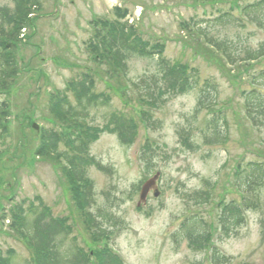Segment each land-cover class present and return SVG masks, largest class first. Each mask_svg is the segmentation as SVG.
<instances>
[{
    "label": "rangeland",
    "instance_id": "obj_1",
    "mask_svg": "<svg viewBox=\"0 0 264 264\" xmlns=\"http://www.w3.org/2000/svg\"><path fill=\"white\" fill-rule=\"evenodd\" d=\"M41 5V10L35 12L38 19L33 29L23 31V42L16 53L19 74L3 96L10 106L11 135L5 146L0 144V150L7 149L16 155L5 156L0 163V256L7 257L15 251L16 263H31V252L11 230V224L3 222V216L14 217L13 213L21 206L26 208L40 200L54 217L67 221L83 252L91 256L90 264H99L96 253L105 246L123 264H212L209 243L203 248L191 247L188 239L177 243L175 235L188 219L198 216L203 219L207 233L218 237L222 206L240 200L233 185L237 164L242 158L258 160L259 150H264V121L262 127L254 130L244 120V96L239 90L252 88L249 84L252 71L211 61L212 56L196 48L185 24L196 23L197 29L208 31L219 11L230 9L231 4L198 0H41ZM0 7L13 8L14 0H0ZM121 10L127 14L122 21L128 20L139 37L165 45L167 58L190 65L198 70L202 81L211 79L217 84V108L224 110L229 129L225 145H204L202 131L210 118L205 111L194 114L196 92L172 98L160 110L151 111L137 104L126 108L121 96L111 90L115 81L97 71L87 47L95 33V23L118 22ZM209 32L211 37L225 41L235 50L236 57L243 58L244 51L255 52L264 46V29L253 25L245 30L228 27ZM128 64L129 81L124 78V86L139 82L155 70L154 61L140 57L132 58ZM254 68L253 73L256 70L255 74L259 73L264 60ZM93 79L97 82L96 92L106 93L114 109L134 117L138 132L127 146L112 132L99 133L89 154L111 171L106 174L86 164V191L92 190L93 194L88 205L80 189L75 195V189L53 158L34 156L28 148L31 142L34 147L40 143L42 132L62 134L68 130V126L63 129L62 123L51 115L49 96L69 95L71 102H75L68 85ZM236 84L242 88L235 87ZM145 109L154 112L158 122L154 130L136 118ZM103 114L93 111L88 124L103 128L106 124ZM243 121L245 127L240 126ZM183 131L192 135L195 150L181 143ZM20 137L24 138V148L16 151L19 143L22 145ZM147 142L157 149L155 171L150 175L140 159ZM64 144L61 143L60 150ZM156 172L161 174L160 196L156 198L151 191L147 205L138 206L143 183ZM211 188L213 198L209 205L197 207L188 200V196ZM74 195L80 204L74 202ZM106 212L110 221L100 217ZM89 213L107 231L101 239L95 237ZM245 216L246 223L230 238L214 239L216 251L227 260L225 264H264V191L258 210L248 211Z\"/></svg>",
    "mask_w": 264,
    "mask_h": 264
},
{
    "label": "trees",
    "instance_id": "obj_2",
    "mask_svg": "<svg viewBox=\"0 0 264 264\" xmlns=\"http://www.w3.org/2000/svg\"><path fill=\"white\" fill-rule=\"evenodd\" d=\"M198 1L231 4L230 9L219 11V15L207 27L208 31L197 29L196 23L190 26L185 25L187 28L189 27V37L194 41L196 48L202 53L205 52L206 55L212 56L211 61L219 65L228 62L232 69L238 65L239 69L243 67L247 71H252V76L249 78L252 88L247 91H239L244 96L243 108L246 118L256 129H259L264 121V69L257 74H255L257 70L255 73L253 70L255 64L264 60V46L255 52L244 51L243 58L236 57L238 56L237 52L232 51L225 41L220 42L211 37L209 30L228 27L245 30L247 26L252 25L264 29V0ZM41 6V0H14L13 8L0 7V144L2 146L7 144L11 135L10 106L3 96L11 90L19 74L16 53L23 42V38H21L23 31L33 29V23L38 19L35 12H39ZM121 11L118 22L110 23L101 20L95 23V33L87 47L92 62L98 67L97 71L101 70L102 76L105 75L111 81H115L116 86L110 85L111 90L114 89L121 96L126 108L137 104L139 107L143 105L150 108L151 111L160 110L172 98L196 92L197 104L194 114L199 115L205 111L210 118L206 129L202 131L204 145H225L228 141L229 129L224 110L217 108L219 99L217 84L211 79L202 81L198 70L191 68L190 65L171 61L165 55V45L153 44L139 37V33L128 24V20L122 21L127 14ZM238 11H240V15H238ZM190 27H193L192 31H190ZM194 33L197 37L193 35ZM201 38H203L204 45ZM135 57L154 61L155 70L139 82H132L128 86H124L123 79L126 78L127 82L129 81L128 63ZM223 58L225 62H223ZM96 86L97 82L94 79L72 81L67 89L69 93L73 94L75 102H71L69 95H50L51 115L62 123L60 126L63 129L68 126V130L66 129L62 134H60L61 131L42 132L39 137L40 143L34 147L31 142L28 148L30 153H34V156L53 158L63 169V175L68 179L69 184L75 189V195L79 188L86 184V164L96 166L106 174L111 171L107 167L103 168L89 154L90 147L93 142L97 141L99 133L102 131L112 132L119 137L123 145L127 146L133 143L138 132L134 117L125 111L114 109L112 100L106 93H97ZM235 87L242 88L237 84ZM93 111L105 113L103 117L106 124L103 128L88 124L87 120ZM151 111L145 109L142 111L144 113L140 115V112L136 118L142 120L146 128L154 130L158 122L154 118V112ZM30 119L32 122V117ZM244 124L243 121L240 126L245 127ZM180 136L181 143L187 149L195 150L189 131H183ZM23 140L24 138L20 137L19 142H22V145L19 143V148H16V151L24 148ZM62 142L65 143V146L63 150H60ZM259 151L261 152H259L258 160L247 161L246 158H242L234 170V186L240 200H234L222 206L223 211L219 220V238L221 240L230 238L236 233L246 223L247 212L256 211L260 206V194L264 191V150ZM156 153L157 149L153 147V144L147 142L140 155L148 175L155 171ZM12 155L16 154L7 149L0 150V163L3 162L5 156L10 158ZM207 186L212 187L210 184ZM212 188L210 191L202 190L188 196V200L197 207L209 205L213 198ZM91 191L83 193L88 205L91 204L93 197ZM75 195L73 196L74 202L80 204L77 202L78 199L75 200ZM37 202L31 203L26 208L21 206V209H17L16 213H13L14 217L3 216V222L8 221L11 224V230L31 252L30 264H90L88 260L91 256L89 253L83 252L67 221L54 217L47 206L40 200ZM219 207L221 209V205ZM100 217L107 221L111 219L107 212ZM90 218H92L90 221L95 230V237L101 239L106 236L107 231L102 223L91 214ZM204 224L202 218L191 217L183 224L182 230L175 235L176 242L181 243L188 239L191 247L203 248L207 243L210 246L213 234L207 233ZM15 256V251L9 252L7 257L0 256V264H18ZM213 257L214 264L227 262L226 258L217 251H214ZM96 258L99 264H123L120 259L107 250V247L97 251Z\"/></svg>",
    "mask_w": 264,
    "mask_h": 264
},
{
    "label": "water",
    "instance_id": "obj_3",
    "mask_svg": "<svg viewBox=\"0 0 264 264\" xmlns=\"http://www.w3.org/2000/svg\"><path fill=\"white\" fill-rule=\"evenodd\" d=\"M35 128L37 129L36 126H35ZM159 178H160V174H157L154 178L150 179L143 186V188L141 190V194H140L139 206H141V204H144V205L146 204L148 195L151 191L154 192V195L156 198H158L160 196V192H159L158 185H157Z\"/></svg>",
    "mask_w": 264,
    "mask_h": 264
}]
</instances>
